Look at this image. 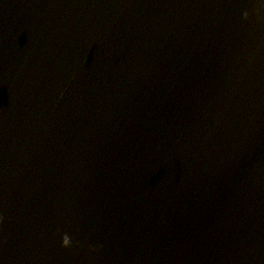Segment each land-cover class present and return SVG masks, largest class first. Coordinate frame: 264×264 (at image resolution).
Returning <instances> with one entry per match:
<instances>
[{"label":"water","instance_id":"obj_1","mask_svg":"<svg viewBox=\"0 0 264 264\" xmlns=\"http://www.w3.org/2000/svg\"><path fill=\"white\" fill-rule=\"evenodd\" d=\"M0 264H264V0H77Z\"/></svg>","mask_w":264,"mask_h":264},{"label":"clouds","instance_id":"obj_2","mask_svg":"<svg viewBox=\"0 0 264 264\" xmlns=\"http://www.w3.org/2000/svg\"><path fill=\"white\" fill-rule=\"evenodd\" d=\"M245 15H246V13H245ZM62 246L67 247V240H66V239H64V240L62 241Z\"/></svg>","mask_w":264,"mask_h":264}]
</instances>
